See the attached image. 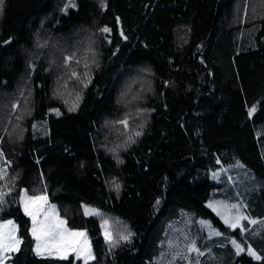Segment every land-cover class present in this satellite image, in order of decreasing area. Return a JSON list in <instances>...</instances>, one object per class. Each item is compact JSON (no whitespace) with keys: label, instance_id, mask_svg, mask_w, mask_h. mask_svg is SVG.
Here are the masks:
<instances>
[{"label":"trees","instance_id":"16d2710c","mask_svg":"<svg viewBox=\"0 0 264 264\" xmlns=\"http://www.w3.org/2000/svg\"><path fill=\"white\" fill-rule=\"evenodd\" d=\"M0 152V220L21 240L11 264H158L181 209L238 234L206 205L221 185L209 170L236 162L261 225L264 0H2ZM22 191L46 194L94 259L37 255ZM245 239L261 259L232 251L227 264H264V236Z\"/></svg>","mask_w":264,"mask_h":264},{"label":"rangeland","instance_id":"374dc122","mask_svg":"<svg viewBox=\"0 0 264 264\" xmlns=\"http://www.w3.org/2000/svg\"><path fill=\"white\" fill-rule=\"evenodd\" d=\"M242 35L245 38H249V31H244ZM40 129L43 132L44 127L43 124L40 123ZM209 177L220 183L219 188H214L211 191V194L216 190H221L223 193H229L230 190L234 189V193L238 195V192H241L240 190V183H243L244 185H247V189H252V179L253 176L250 173V170L247 169L241 162H236L235 164H228L221 166L216 169L209 170ZM240 177H243L242 179ZM255 177V176H254ZM260 181L263 182L264 179L260 178ZM26 191L21 192V203H22V209L24 210V203L28 202L27 197H33V196H47L46 194H40V195H30L29 193L26 192V196L24 195ZM218 193V192H217ZM239 201L242 202V196L238 195ZM239 201L236 202H230L225 198H210L207 201V206L211 204L212 206L209 207L211 208L222 220H224L228 216L227 210H231V207L227 208H221L217 207L220 203H226V204H231L232 205H238ZM55 205L52 203L48 197H47V202H39V207H38V214H37V221L39 223H44V224H57L60 220L64 221V219L59 215L57 207L55 205V209L52 208V206ZM30 208H33L34 206L29 202ZM83 210L84 213L86 211L92 212L93 210L95 211L96 214H88V215H99L100 214V209L94 205L86 204L83 203ZM234 215L237 214L236 209ZM231 210V211H232ZM180 220L174 222L170 226V230L166 233L165 237V245L166 246L164 252L160 254L157 258L156 261L159 262L158 264H193V259L191 257L192 253H188L186 249V244L190 243L191 241H198V235L200 233V227L202 226L200 223L201 219L206 220L209 222L208 219L202 218V217H195V214L189 210L186 209H181L180 211ZM32 221V228H33V220L32 217L29 216ZM7 221H12L13 224H8ZM65 222V221H64ZM202 222V221H201ZM0 226H2V231L4 232L5 236L7 237L8 234L14 229L15 230V236H17V225L14 223L13 220L7 219V220H0ZM103 234L105 236V232H108L111 234V229L110 226L107 224V221H104L103 224ZM205 229V228H204ZM60 231L63 233V238L65 241H70V240H77L80 242L79 248L80 249H87L90 247L91 249V254L93 256L91 244L89 242V238L86 236L85 237H72L71 233L73 232H84L83 230L79 229H71L69 228L65 223L61 226ZM38 235L40 233L38 232ZM35 237V236H34ZM36 238V237H35ZM61 237L57 235L56 240L54 241H49L46 240L43 236H41L40 240L38 241L36 238V244H35V249L37 248V244L39 243L41 251L43 254H50V255H57V256H62V253L60 251H57V244L60 241ZM169 241L172 242V247H169ZM48 249H51V253H49ZM12 251H7L3 252L2 255H0V261H2V264H11V262L8 261L9 254ZM176 252H180L183 256H186L187 258L182 259L181 256H176L175 261H173L172 257L176 254ZM69 254H74L76 257H80L84 262L86 261L84 251H74L71 248H66L64 251V256H67ZM91 259H87L89 261Z\"/></svg>","mask_w":264,"mask_h":264},{"label":"snow or ice","instance_id":"6c2138e0","mask_svg":"<svg viewBox=\"0 0 264 264\" xmlns=\"http://www.w3.org/2000/svg\"><path fill=\"white\" fill-rule=\"evenodd\" d=\"M0 2H2V0H0ZM103 32H110L111 30L107 27H105L104 29H102ZM73 56H68L65 57V63L67 64L68 62H70L73 58ZM72 77L74 78H79L76 72L72 73ZM77 99H79V97H77ZM18 107V105L13 104L12 108L13 110H15ZM70 110H74V109H70ZM256 111V107L253 106L252 108L249 109V116H251L254 112ZM118 123L124 125L126 128L128 127V118L126 117L124 120L119 121ZM135 135L138 137L141 135V132H136ZM130 142L134 143L135 141L132 140L131 138ZM4 154L2 152H0V157H2ZM7 163V162H6ZM7 172L6 170H0V178H2V176H6ZM117 189L119 188V185L116 186ZM4 195L3 193H0V204H2L4 202ZM24 195L26 196V192L24 193ZM27 201L24 203V211L26 215H29L32 217L33 220V228H32V233L33 236H35L37 238V240L39 241L41 236H43L46 240L49 241H54L56 240L57 235H59L61 237L60 241L58 242L56 248L57 251H60L62 253V258H66V256H64V251L66 248H71L74 251H84V255H85V259L87 261V259H94V257L91 254V249L90 247H88L87 249H80L79 245L80 242L77 240H70V241H65L63 238V233L60 231L61 226L65 223L64 221L60 220L57 224H44V223H39L37 221V214H38V207H39V202H47V196H33V197H27ZM29 202H31V204L34 206L33 208H30L29 206ZM160 201L157 200L156 204H159ZM212 205L210 204L209 207H211ZM53 209H55V205L52 206ZM231 208L236 209L237 214L230 216V217H226L224 219L225 224H228L231 228H236L238 226H240L242 228V231H246V229H244L242 227V225L240 224V222L242 220H249L248 216L243 215L242 213H240L239 211V207L238 205H232ZM86 215L88 214H96L95 211L93 210L91 213L86 211L85 212ZM251 224H256L258 223V221L256 220H250L249 221ZM8 224H13L12 221H7ZM259 223L264 226V221H259ZM38 232L40 233V235H38ZM213 234L219 236L222 235V233L216 231L215 229H212ZM133 234L131 232H129L127 235H121L120 239L124 240V241H130V238ZM72 237H85L86 238V233L84 232H73L71 233ZM105 239L106 241L111 242V234L108 232H105ZM233 244H236L235 240L231 241ZM21 243V240L19 238H17L15 236V230L13 229L8 236L6 237L4 232L2 231V226H0V255L3 254V252H7V251H18L19 250V245ZM112 246L115 247V243H112ZM237 254H239L241 251H243V249L237 244ZM169 247H172V242L169 241ZM186 249L188 253L191 252H196L198 254V256H203L204 253L200 251V249L197 247L196 241H191L190 243L186 244ZM37 255H42V251L40 248L39 243L37 244V248L35 249ZM49 253H51V249H48ZM248 251L251 252V247L248 248ZM176 256H181L182 259L187 258L186 256H183L180 252H176V254L172 257L173 261H175ZM0 264H2V261H0ZM196 264H199V260H197Z\"/></svg>","mask_w":264,"mask_h":264},{"label":"crops","instance_id":"0c3cea01","mask_svg":"<svg viewBox=\"0 0 264 264\" xmlns=\"http://www.w3.org/2000/svg\"><path fill=\"white\" fill-rule=\"evenodd\" d=\"M241 179L243 177H240ZM240 186L243 187L242 183H240ZM244 191L248 192L247 188L244 189ZM217 190L213 193V195L210 196V198L216 197V198H225L230 202H236L239 201L238 195H241V192H238V195L236 194V199H231L227 195H223L221 197H217ZM209 198V199H210ZM208 199V200H209ZM207 200V201H208ZM242 202L239 201L238 207L240 213H242L245 216L249 217V220H242L240 224L246 231H242V228L238 226L239 232L238 234H232L231 232H222L219 230L217 227L213 226L211 222H207L206 220L200 221L202 223L197 241V247L200 249L201 252L204 253L203 256H198L196 252H191L192 259H193V264H196L197 260H199V264H227L228 261L231 258V253L234 251L237 254V244L243 249L242 252H246L252 259L254 260H260L261 259V254L260 252L252 245V243L246 241L245 237H253V239H260L264 236V226L259 225L258 223L256 224H251L249 221L250 220H258V216L254 215L252 213V210L248 207V205L241 199ZM206 201V203H207ZM207 205V204H206ZM231 204H226V203H220L217 205V207L221 208H229ZM232 210V208H231ZM227 210L228 216H233L235 213V210L232 211ZM222 219V218H221ZM224 222V220H222ZM225 223V222H224ZM228 226L230 229L231 227L228 224H225ZM205 228V229H204ZM212 229H215L216 231L222 233V235H215L212 232ZM235 240L236 244H233L231 241ZM251 247V252L248 251V248ZM239 253V254H240Z\"/></svg>","mask_w":264,"mask_h":264}]
</instances>
